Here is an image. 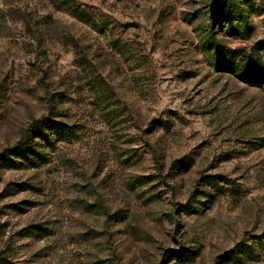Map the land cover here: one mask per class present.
<instances>
[{
	"label": "rangeland",
	"instance_id": "rangeland-1",
	"mask_svg": "<svg viewBox=\"0 0 264 264\" xmlns=\"http://www.w3.org/2000/svg\"><path fill=\"white\" fill-rule=\"evenodd\" d=\"M1 262L264 264V0H0Z\"/></svg>",
	"mask_w": 264,
	"mask_h": 264
},
{
	"label": "trees",
	"instance_id": "trees-1",
	"mask_svg": "<svg viewBox=\"0 0 264 264\" xmlns=\"http://www.w3.org/2000/svg\"><path fill=\"white\" fill-rule=\"evenodd\" d=\"M43 124V125H41ZM45 119L42 120H37L34 122V125L32 128H28L24 134L22 135L21 139L17 142L15 150L16 151H21L24 148H27L29 150L35 151V140L34 138H41L43 133V129L45 128ZM0 264H8L6 262H1Z\"/></svg>",
	"mask_w": 264,
	"mask_h": 264
}]
</instances>
